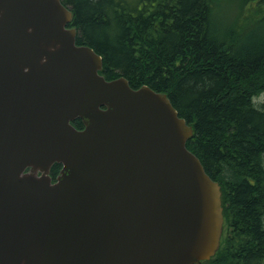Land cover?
Here are the masks:
<instances>
[{"label": "water", "instance_id": "obj_1", "mask_svg": "<svg viewBox=\"0 0 264 264\" xmlns=\"http://www.w3.org/2000/svg\"><path fill=\"white\" fill-rule=\"evenodd\" d=\"M71 20L61 0H0V264H204L224 219L192 127L100 74Z\"/></svg>", "mask_w": 264, "mask_h": 264}, {"label": "trees", "instance_id": "obj_2", "mask_svg": "<svg viewBox=\"0 0 264 264\" xmlns=\"http://www.w3.org/2000/svg\"><path fill=\"white\" fill-rule=\"evenodd\" d=\"M61 2L75 43L100 55V74L165 93L192 127L185 145L220 185L224 219L204 264H264V101H254L264 93V0Z\"/></svg>", "mask_w": 264, "mask_h": 264}, {"label": "rangeland", "instance_id": "obj_3", "mask_svg": "<svg viewBox=\"0 0 264 264\" xmlns=\"http://www.w3.org/2000/svg\"><path fill=\"white\" fill-rule=\"evenodd\" d=\"M222 9H223V7H222ZM222 9L221 8H218L217 9V12H214L213 13V16H214V25H215V28H216V30H217V32H220V30L222 29V27L224 26V18H223V16H221L220 15V13H222ZM219 13V15L217 16V14ZM248 15H249V13H248ZM219 16H220V18H219ZM250 16H248V18H249ZM216 18H219L218 20L216 19ZM224 22V23H223ZM259 29V31H260V35L262 36V37H264V22H263V24L260 26V28H258ZM254 101L255 102H263L264 101V93H262L260 96H258V97H256L255 99H254Z\"/></svg>", "mask_w": 264, "mask_h": 264}, {"label": "flooded vegetation", "instance_id": "obj_4", "mask_svg": "<svg viewBox=\"0 0 264 264\" xmlns=\"http://www.w3.org/2000/svg\"><path fill=\"white\" fill-rule=\"evenodd\" d=\"M74 120H75V119H74ZM81 127H82V126H81ZM50 167H51V166H50ZM60 168H61V165L58 167V170H57V172H56L54 175L51 174L50 169H49V175H50L51 181H54V180H55L57 174L59 173Z\"/></svg>", "mask_w": 264, "mask_h": 264}]
</instances>
